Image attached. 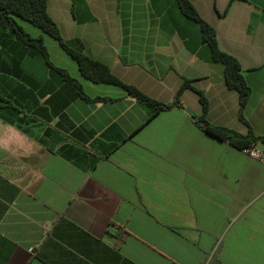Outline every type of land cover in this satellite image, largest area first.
<instances>
[{
    "label": "crops",
    "instance_id": "obj_1",
    "mask_svg": "<svg viewBox=\"0 0 264 264\" xmlns=\"http://www.w3.org/2000/svg\"><path fill=\"white\" fill-rule=\"evenodd\" d=\"M190 1L241 66L246 122L174 0H78L72 20L53 17L63 38L158 102L172 103L188 79L181 104L155 113L84 78L60 46L49 60L91 99L0 38V87L14 104L0 102V140L23 147L0 149V264H264V162L197 120L201 91L204 120L264 136V0Z\"/></svg>",
    "mask_w": 264,
    "mask_h": 264
},
{
    "label": "trees",
    "instance_id": "obj_2",
    "mask_svg": "<svg viewBox=\"0 0 264 264\" xmlns=\"http://www.w3.org/2000/svg\"><path fill=\"white\" fill-rule=\"evenodd\" d=\"M78 0H71V13L75 14V5ZM181 14L194 21L200 33L201 41L206 45L209 53V58L212 61L220 62L223 65V78L227 86L234 88L238 92V117L245 121L242 114L243 107L249 94V87L246 85L241 66L232 54L220 49L217 43L215 29L206 20H204L190 0H174ZM48 0H0V31H12V37L17 42L30 48L35 53L39 54L47 66L54 69L60 77L71 83L77 93L85 98L91 99L83 91L82 84L64 68L54 65L49 60V53L44 45L41 35L32 36L18 23L17 19H23L30 22L32 25L40 29L43 33L53 37L58 45L76 62L81 75L95 83H109L119 86L124 92L133 97L135 100L151 106L155 113L161 109L171 107L172 103L181 104L179 95L181 90L189 85V80L184 78L179 88L174 94L172 103H162L149 97L143 91L132 84H128L116 77L109 67L99 60L89 57L83 50L81 41L78 38L65 39L61 35L60 28L56 21L47 12ZM199 101L202 107V115L197 117V120L202 122L203 130L218 139L225 140L231 145L243 149L249 147L257 141L264 143V136H256L250 130L246 134H240L233 129L213 125L204 120V112L206 111L207 102L201 91H198ZM1 103L3 105L14 107L11 100L3 97L0 93ZM95 99H110L107 97H95Z\"/></svg>",
    "mask_w": 264,
    "mask_h": 264
},
{
    "label": "rangeland",
    "instance_id": "obj_3",
    "mask_svg": "<svg viewBox=\"0 0 264 264\" xmlns=\"http://www.w3.org/2000/svg\"><path fill=\"white\" fill-rule=\"evenodd\" d=\"M47 11L49 13V15L54 19L58 20L59 23H61L62 25H64L66 19L68 21L72 20V13H71V8L68 6V0H50L48 2V7H47ZM74 17H76V11L75 14L73 15ZM18 23L24 28L25 31H27L29 34H31L32 36H38L41 35L43 37V42L44 45L46 46V48L50 51L51 55H52V59L55 61H58L57 56L55 55L54 49L52 48L51 44L53 46L56 47V49L60 50L59 45L57 43V41L51 37L48 34L43 33L40 29H38L37 27H35L34 25H32L30 22L23 20V19H17ZM8 31H0V38H10V36H12V31L10 29H7ZM5 62L0 59V82L1 79L3 77V69L5 66ZM2 88L0 87V93L2 94L3 97L7 96L2 93ZM9 99V98H8ZM0 102H2V100L0 99Z\"/></svg>",
    "mask_w": 264,
    "mask_h": 264
},
{
    "label": "built area",
    "instance_id": "obj_4",
    "mask_svg": "<svg viewBox=\"0 0 264 264\" xmlns=\"http://www.w3.org/2000/svg\"><path fill=\"white\" fill-rule=\"evenodd\" d=\"M242 150L249 156L264 162V149H260L255 147L254 145H250L249 147L243 148Z\"/></svg>",
    "mask_w": 264,
    "mask_h": 264
},
{
    "label": "clouds",
    "instance_id": "obj_5",
    "mask_svg": "<svg viewBox=\"0 0 264 264\" xmlns=\"http://www.w3.org/2000/svg\"><path fill=\"white\" fill-rule=\"evenodd\" d=\"M21 149V151H23V147L21 145H15L13 146L12 144H10L7 141L4 140H0V149L4 150V151H16L17 149ZM26 154V152H25Z\"/></svg>",
    "mask_w": 264,
    "mask_h": 264
}]
</instances>
